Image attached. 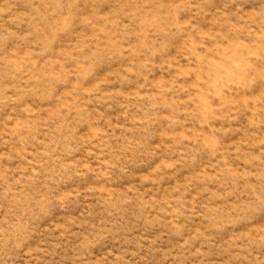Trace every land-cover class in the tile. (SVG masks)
Returning a JSON list of instances; mask_svg holds the SVG:
<instances>
[{"label": "rangeland", "instance_id": "1", "mask_svg": "<svg viewBox=\"0 0 264 264\" xmlns=\"http://www.w3.org/2000/svg\"><path fill=\"white\" fill-rule=\"evenodd\" d=\"M0 264H264V0H0Z\"/></svg>", "mask_w": 264, "mask_h": 264}]
</instances>
